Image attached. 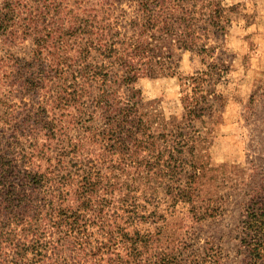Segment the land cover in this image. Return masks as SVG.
<instances>
[{"label":"rangeland","instance_id":"obj_1","mask_svg":"<svg viewBox=\"0 0 264 264\" xmlns=\"http://www.w3.org/2000/svg\"><path fill=\"white\" fill-rule=\"evenodd\" d=\"M0 19V157L18 170L0 211L23 207L40 264L252 263L264 0H0ZM125 63L163 68L128 84Z\"/></svg>","mask_w":264,"mask_h":264},{"label":"trees","instance_id":"obj_2","mask_svg":"<svg viewBox=\"0 0 264 264\" xmlns=\"http://www.w3.org/2000/svg\"><path fill=\"white\" fill-rule=\"evenodd\" d=\"M141 8L140 11L143 13H147L146 17L144 14V19H142L141 23V30L140 32L143 34L145 32V38H150L149 31L154 29L156 25L155 18L149 13L148 7L146 3L140 4ZM4 24V19H0V26ZM141 34V35H142ZM106 52H111L112 49H104ZM113 52V51H112ZM115 52V51H114ZM123 64L120 66L122 69V74L118 77L124 82L130 84L138 76H141L140 73L151 74L152 72L156 71L158 68H163L159 65H148V64ZM143 67H137V66ZM87 67L83 68L82 71H85ZM12 70H15L12 68ZM12 72V71H11ZM83 87L87 89H91L95 87L96 84H99L98 90H100L101 83L96 79L95 76L87 77L83 83ZM81 88V91L86 92L84 88ZM18 88L24 93H33L37 89L35 85L29 84L26 81H20L18 84ZM65 101V97H62V102ZM90 104L94 106V104H106L108 102L107 95L104 93H100L96 96H90ZM12 162L2 161L0 157V197L3 198L5 201L9 202L7 198H11L13 196L14 190V179L16 178V173L18 170L14 171V165H10ZM64 179L71 180V177L68 178L64 177ZM65 182V180H64ZM84 187L87 189H91L88 192H92L97 183H93L86 179L84 181ZM260 203L254 202V204L248 207L247 211V219L244 222L243 233L244 238L243 242L249 248L250 251V258L253 260L250 264H264V205H258ZM8 207H11L10 203ZM23 209V207H22ZM20 210L18 205H14L11 207L6 214L1 213L0 211V264H40L42 262V254L38 249H35V245H33V241L31 238L36 235V233H32V231L27 232V223L23 221L21 218H18V212ZM4 214V215H3ZM20 223V224H19ZM54 226H61L60 222L56 223L52 221ZM57 224V225H56ZM73 224V221H72ZM21 231V232H20ZM23 231V232H22ZM30 232V233H29ZM133 250H138L137 245L133 248ZM32 254V255H31ZM138 258V257H137Z\"/></svg>","mask_w":264,"mask_h":264}]
</instances>
